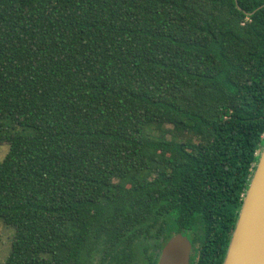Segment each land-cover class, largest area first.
<instances>
[{"label": "trees", "instance_id": "16d2710c", "mask_svg": "<svg viewBox=\"0 0 264 264\" xmlns=\"http://www.w3.org/2000/svg\"><path fill=\"white\" fill-rule=\"evenodd\" d=\"M264 143V0H0L3 264H222Z\"/></svg>", "mask_w": 264, "mask_h": 264}, {"label": "water", "instance_id": "95a60500", "mask_svg": "<svg viewBox=\"0 0 264 264\" xmlns=\"http://www.w3.org/2000/svg\"><path fill=\"white\" fill-rule=\"evenodd\" d=\"M257 156L222 264H264V143ZM190 251L189 240L175 234L157 264H188Z\"/></svg>", "mask_w": 264, "mask_h": 264}, {"label": "rangeland", "instance_id": "374dc122", "mask_svg": "<svg viewBox=\"0 0 264 264\" xmlns=\"http://www.w3.org/2000/svg\"><path fill=\"white\" fill-rule=\"evenodd\" d=\"M6 150V145H0V159L3 158ZM13 232L12 228L5 227L0 222V264H3L7 258L12 243Z\"/></svg>", "mask_w": 264, "mask_h": 264}, {"label": "flooded vegetation", "instance_id": "af4514ba", "mask_svg": "<svg viewBox=\"0 0 264 264\" xmlns=\"http://www.w3.org/2000/svg\"><path fill=\"white\" fill-rule=\"evenodd\" d=\"M175 234H181L182 236L186 237V238L189 240V242H190V244H191V251H190L189 263H188V264H191V258L193 257V259H195L196 256H197V250H198V246H199V244H198V240L192 244V242H191V240H190L189 237H194V236H193V234L190 233V232H187L186 235H185V232H180V233L175 232V233H173V234L171 235V237L174 236ZM171 237H170V238H171ZM170 238H169V239H170ZM169 239H168V240H169ZM168 240H167V241H168ZM167 241H166V242H167ZM166 242H165V243H166ZM165 243L163 244V246L161 247V249H160V251H159L158 260H159V257H160V252H161L162 248L164 247ZM158 260H157V263H158Z\"/></svg>", "mask_w": 264, "mask_h": 264}]
</instances>
